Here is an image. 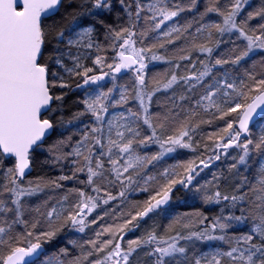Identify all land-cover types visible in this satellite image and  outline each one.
Masks as SVG:
<instances>
[{
  "label": "snow or ice",
  "instance_id": "1",
  "mask_svg": "<svg viewBox=\"0 0 264 264\" xmlns=\"http://www.w3.org/2000/svg\"><path fill=\"white\" fill-rule=\"evenodd\" d=\"M0 264H264V0H0Z\"/></svg>",
  "mask_w": 264,
  "mask_h": 264
},
{
  "label": "trees",
  "instance_id": "2",
  "mask_svg": "<svg viewBox=\"0 0 264 264\" xmlns=\"http://www.w3.org/2000/svg\"><path fill=\"white\" fill-rule=\"evenodd\" d=\"M191 208V202L189 204H181L177 207L176 211H185V210H190Z\"/></svg>",
  "mask_w": 264,
  "mask_h": 264
}]
</instances>
